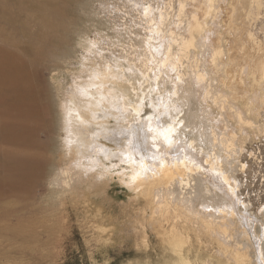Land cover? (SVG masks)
<instances>
[{
    "label": "bare ground",
    "instance_id": "1",
    "mask_svg": "<svg viewBox=\"0 0 264 264\" xmlns=\"http://www.w3.org/2000/svg\"><path fill=\"white\" fill-rule=\"evenodd\" d=\"M225 1L128 0L138 7L140 22L126 19L114 29L102 21L96 24L112 46L108 48L112 57L104 54L107 46L99 49L100 66L62 106L59 125L66 131L64 146L73 153L77 167L65 172L62 193L74 192L97 163L95 155L110 149L97 142L98 136L121 141V160L134 167L130 183L144 201L142 243L148 245V229L154 227L165 242L164 264H264V224H257L256 218L264 213L239 191L245 182L236 155L243 144L227 118L233 116L246 138L254 131L257 136L264 133V38L250 27L239 36L238 50L244 54L252 43L257 56L233 58L232 47L220 31ZM248 2L247 16L254 24L264 18V0ZM230 17L237 23L234 4ZM41 26V35L34 40L50 47L57 64L72 52L66 46L69 27L50 17ZM58 31L64 33L57 35ZM3 61L0 89L16 102L21 114L32 119L46 111V105L37 103L38 87L42 88L38 73ZM169 70L176 72L172 87L167 84ZM251 78L256 94L245 87ZM156 85L161 89L157 96L151 93ZM148 104L159 113L146 110ZM213 108L219 111L214 124L205 116ZM110 118L124 125L108 126ZM17 122L22 131L28 130L24 120ZM158 122L175 129L173 139L180 140L175 148L182 151L177 156L164 158L167 143L163 137L154 139L163 130ZM122 137L129 139L122 143ZM188 143L196 145L199 154L193 155L185 147ZM235 197L240 200L239 213L247 216L233 209Z\"/></svg>",
    "mask_w": 264,
    "mask_h": 264
},
{
    "label": "rangeland",
    "instance_id": "2",
    "mask_svg": "<svg viewBox=\"0 0 264 264\" xmlns=\"http://www.w3.org/2000/svg\"><path fill=\"white\" fill-rule=\"evenodd\" d=\"M233 4L237 7V23L230 17ZM136 7L128 0H0V61L20 64L38 73L42 88L38 87L41 92L37 103L47 107L39 114L41 117L28 119L0 89V264L165 263V242L154 227L148 229V245L142 243L144 201L130 183L134 167L121 160V141L98 136L97 142L110 149L94 154L98 156L97 165L90 167L74 192L62 193L67 169L77 171L73 153L64 146L66 131L59 125L62 106L77 85L78 89L84 87L91 73L100 66L99 49L107 46L104 54L112 57L108 52L112 46L96 24L102 21L114 29L126 19L140 22ZM222 8L220 31H224L232 47L233 58L256 57L258 52L252 43L246 54H240L237 41L250 27L257 29L258 37L263 39L264 18L253 24L247 16L248 0H228L222 3ZM88 16L93 20H87ZM47 17L69 27L65 33L66 46L72 52L57 64L50 56V47L34 40L41 35V25ZM62 32L58 31L57 35ZM175 76L176 72L169 70V87ZM255 85L251 78L245 87L249 93L256 94ZM151 90L155 96L161 93L157 85ZM243 99L246 101L245 94ZM145 109L159 113L150 104ZM218 114V109L213 108L205 116L214 124ZM227 118L230 127L238 130L243 144V150L236 155L245 182L239 191L244 199L251 198L254 208L260 211L264 208V133L257 136L258 132L254 131L252 137L246 138L233 116ZM18 119L24 120L28 130L22 131ZM110 119L108 126L124 125ZM134 123L131 120L129 125L132 127ZM222 125L223 129L225 125ZM31 129H34L32 133ZM121 139L123 143L129 138ZM173 140V147L165 144L164 158L182 152L175 148L179 138ZM185 147L193 155L199 154L196 145L188 143ZM262 217H256L257 224H264Z\"/></svg>",
    "mask_w": 264,
    "mask_h": 264
},
{
    "label": "snow or ice",
    "instance_id": "3",
    "mask_svg": "<svg viewBox=\"0 0 264 264\" xmlns=\"http://www.w3.org/2000/svg\"><path fill=\"white\" fill-rule=\"evenodd\" d=\"M124 111H127V110L125 109ZM158 126L161 127L163 130L160 131L158 133V135L156 137H154V139H159V137H163V140H164V142L167 143L168 147L169 148L173 147V145H174L173 136H174V133H175V129L170 127V126L165 128L163 125H159V122H158ZM139 130L141 132L144 130V125L143 124L139 125ZM149 131H151V129H149ZM145 139H146V136H145ZM153 147H155V144H153ZM127 159H131V156L130 155L127 156ZM141 159H143V158H141ZM193 162H195V161H193ZM205 171H207V170H205ZM217 176H219V174H217ZM239 204H240L239 198L238 197L233 198V209L237 210V214L238 215L247 216L248 215L247 212H245L243 214L239 213V209H238ZM260 211L262 213H264V208L260 209Z\"/></svg>",
    "mask_w": 264,
    "mask_h": 264
}]
</instances>
